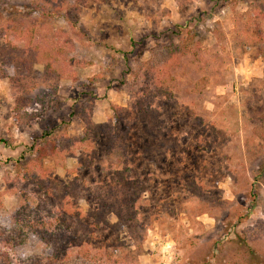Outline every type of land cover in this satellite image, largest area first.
<instances>
[{
	"label": "rangeland",
	"instance_id": "obj_1",
	"mask_svg": "<svg viewBox=\"0 0 264 264\" xmlns=\"http://www.w3.org/2000/svg\"><path fill=\"white\" fill-rule=\"evenodd\" d=\"M0 140V264H264V0H0Z\"/></svg>",
	"mask_w": 264,
	"mask_h": 264
},
{
	"label": "trees",
	"instance_id": "obj_2",
	"mask_svg": "<svg viewBox=\"0 0 264 264\" xmlns=\"http://www.w3.org/2000/svg\"><path fill=\"white\" fill-rule=\"evenodd\" d=\"M75 7V6H74ZM73 9H76L74 8ZM40 14L42 16L45 17H49V16H53L54 14H51L46 11H42L40 12ZM63 20L72 28H75V23L71 20L70 16H62ZM63 46L66 45L65 40H63ZM61 49V48H60ZM59 53H63V51L57 50V52L55 53V55H59ZM49 66V65H48ZM49 69V67H48ZM0 143H3L4 145H7V143L4 140H0ZM22 206L24 205H20L19 209L20 210L22 208ZM242 219V218H239ZM95 221H97L95 219ZM240 221V220H239ZM93 224V223H92ZM22 235V234H21ZM44 236H42V238H45V245L49 246V250H50V256L48 255L47 257H37L35 258V260H30L29 263H25V264H43L45 262V264H62V259H64V256H67V251H66V247H67V243L70 240L69 236L55 230V232H46L45 234H43ZM46 236V237H45ZM78 239V237H76ZM25 241V237L23 234V237H21L20 239V243L17 242V244H15V246H20L23 245ZM10 243V241H9ZM52 243V244H50ZM28 261V260H27ZM4 264H7L6 262Z\"/></svg>",
	"mask_w": 264,
	"mask_h": 264
}]
</instances>
